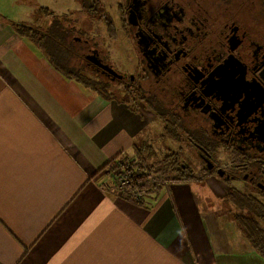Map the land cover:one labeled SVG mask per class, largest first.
I'll use <instances>...</instances> for the list:
<instances>
[{
	"label": "crops",
	"instance_id": "0c3cea01",
	"mask_svg": "<svg viewBox=\"0 0 264 264\" xmlns=\"http://www.w3.org/2000/svg\"><path fill=\"white\" fill-rule=\"evenodd\" d=\"M23 9L0 0V264H264L215 176L143 205L117 191L113 165L155 156L152 118L62 75L12 25L46 30L55 14Z\"/></svg>",
	"mask_w": 264,
	"mask_h": 264
},
{
	"label": "flooded vegetation",
	"instance_id": "af4514ba",
	"mask_svg": "<svg viewBox=\"0 0 264 264\" xmlns=\"http://www.w3.org/2000/svg\"><path fill=\"white\" fill-rule=\"evenodd\" d=\"M115 4L117 21L111 22L116 35L124 36L135 71L129 77L116 73L104 61L95 37L93 43L84 41V51L74 58L107 81L142 94L144 108L157 100L159 105L148 110L164 130L197 134L203 172L214 170L263 194L264 0ZM105 14V19H112ZM219 150L230 167L216 163Z\"/></svg>",
	"mask_w": 264,
	"mask_h": 264
},
{
	"label": "rangeland",
	"instance_id": "374dc122",
	"mask_svg": "<svg viewBox=\"0 0 264 264\" xmlns=\"http://www.w3.org/2000/svg\"><path fill=\"white\" fill-rule=\"evenodd\" d=\"M10 2H13L14 5L25 7V9L21 10L23 11L22 15L25 17H29L30 15H39L40 18L42 17L43 11L48 10V13H52L58 15L59 18L63 20L64 26L67 28L74 27L76 29V33L78 38L80 40H77L79 44H82L81 42L85 43L84 41H89L90 43H93L92 39H96L101 43L100 48L103 52V58L104 61L110 65H112L113 70L124 76H130L133 71V64L130 63L128 60L130 57H128V51L126 50V47L123 45L124 42V36L122 33L118 32L117 35H115V38H110L108 36L107 30L105 28V25L102 20H99L100 15H106L105 13L109 14L113 20L114 23H116V16H115V0H101L102 6L101 10L98 9L99 13L96 16H92V14L82 10L80 5V0H8ZM117 1V0H116ZM40 7H47L48 9H41ZM40 8V9H39ZM53 15H45L50 20H52ZM107 16V15H106ZM110 18V17H109ZM31 21L35 20V17L30 18ZM70 21V22H69ZM70 23V24H69ZM45 24L44 21H42L38 27L31 28L36 32V36L42 34L41 32L45 29L40 28ZM97 24H100L97 26ZM29 27V26H26ZM97 27V28H96ZM38 31V32H37ZM30 33V34H28ZM75 33V31H74ZM72 34L70 37L75 36V34ZM26 38L29 39V36H31L30 30L25 32ZM28 36V37H27ZM31 41V39H29ZM73 40V39H72ZM82 40V41H81ZM74 41V40H73ZM95 44V43H94ZM39 47V46H38ZM78 52V50H76ZM45 53V52H44ZM47 55V53H45ZM130 54V53H129ZM47 57V56H46ZM74 62L76 64L75 67L81 72L82 76H84V80H92L93 82H101V87L103 90V93H106L107 95H111L113 98H110V100H118L122 103H128L130 106H134L136 108H140L143 114L150 115L152 118V127L149 128L148 133H142L141 139L144 140V138H148V143L152 146L153 152L155 156L148 157V155H144L145 161H147V171L150 172L152 175L156 176H175V171L172 170V159L178 158V161L181 163L187 164L190 166L196 174L197 177H202L204 180L199 182L202 183L205 180H207L209 177H214V189L218 194L229 192V189L231 187H234L235 189H239L240 191H243L245 189H249V192L255 194L256 196H259L261 200L264 201V197L262 198L260 194L257 191H253L250 187L246 188V186L240 182L236 183L234 180L231 181V183L226 184L223 182L222 178H220L219 172L217 174H214L213 176H202L203 175V164L200 163V158L198 157L199 148L191 146L190 142L187 141V138L194 139L195 135H187L186 133L180 134L182 136L179 141H176L174 139H171V136L166 134L165 131L170 130H164V127L162 126L161 122L157 120L154 115L151 113L148 107L144 108L143 103L137 99L136 96H133L134 92L133 90H126L123 88L119 83H111L107 81L108 79L105 77H102L98 73L90 70L88 67H86L85 62L83 63L78 58H74ZM135 74V73H134ZM106 84V85H105ZM97 93V92H96ZM153 128V129H152ZM199 140V137H198ZM198 146V145H197ZM172 154H175L176 156H172ZM218 154V158H216V163L219 165V167L222 168H228L230 167V161L225 156H222L225 154L223 150H219L216 152ZM169 156L167 160H164V157ZM119 164L116 165L114 169V174L116 173L117 169H119ZM111 169V168H110ZM172 170V171H171ZM162 172H166L163 174ZM192 173V174H193ZM220 176V177H219ZM169 180L165 181L168 182ZM209 181V180H208ZM164 182V183H165ZM206 183V182H205ZM209 187V185L207 184ZM202 189L208 190L207 187L205 188L204 185H202ZM222 199V198H221ZM221 209L224 210V208H227L228 205L223 203V200L220 201ZM224 207V208H223ZM230 210L232 212L237 213V209L232 204L230 205ZM255 252V251H254ZM258 254V253H257Z\"/></svg>",
	"mask_w": 264,
	"mask_h": 264
},
{
	"label": "trees",
	"instance_id": "16d2710c",
	"mask_svg": "<svg viewBox=\"0 0 264 264\" xmlns=\"http://www.w3.org/2000/svg\"><path fill=\"white\" fill-rule=\"evenodd\" d=\"M80 5L82 10L92 14V16H96L99 13L98 9L101 10L100 8L103 4L101 0H80ZM43 14L50 15L52 13H48V10H44ZM98 19L102 20L104 24L107 25L108 36L110 38H115L116 32L114 30V25L111 22V19H105L104 15H100ZM12 25L14 31L20 36L26 37L25 32H28L30 30L32 34L31 36H29V39H31L34 44L39 46L41 50L47 53V57L54 68L59 70L66 78L74 80L82 86L89 88L94 92H97L99 95L106 99L113 98L111 95L103 93L102 87L100 85L101 82L84 80V76H82L81 72H79V70L75 67V53L80 54L81 52H83L85 49V44L83 42H81L82 44H79L77 43L78 41H75L74 37L78 38V36L76 33L77 31L74 27L67 28L66 26H64L63 20L58 16H55L50 26L46 30L42 31V34L38 36L35 35L37 33L34 32V30H32L30 27H26L22 24ZM73 33L75 34V36L72 37L74 41L70 38ZM76 50H78V52H76ZM133 92V96H136L138 100H140L142 103H145L143 101V99L145 98H143L144 96H142V94L136 93L134 90ZM154 103H156V105H159V102L157 100H155V102L148 101L146 107L151 109V106L154 105ZM174 122L175 120H173V123ZM183 133L184 132L182 130H178L175 128H173L172 132L166 131V134L171 136V139H174L176 141L180 140V138L182 137L180 136V134ZM186 134L195 135V133ZM187 141L190 142L191 146L198 148L197 145H199V140L197 136H195L194 139L188 137ZM143 152V150H140V152L135 154V160L131 161L132 167L135 171L133 186L137 187L140 191V195L136 199L131 198L134 203L143 205V197L150 193L156 192L167 180L173 182L189 180L201 182L204 180L202 177H197L196 174H194L195 171L190 166L181 163L176 157L172 159V170L175 171V176L152 175L147 171V161H145L144 155H142ZM172 156L176 155L172 154ZM168 157L169 156L164 157V160H167ZM113 161L114 160L110 161L109 163H112ZM109 163L107 165H109ZM120 163L121 162H119V164ZM105 167L106 166L102 168ZM112 168H114V165L111 167V169ZM162 173H165V175H167L166 172ZM214 174L215 171L211 170L203 172L202 176H213ZM220 178H222L223 182L228 184V186L231 183L230 180L226 178V176H221ZM259 194L262 198L264 197V193ZM226 201L230 203V205L232 204L233 206H235L237 209V213H234L233 219L244 240L264 260V201L261 200L259 196H256L255 194L249 192V189L240 191L239 189H235L234 187H231L229 189Z\"/></svg>",
	"mask_w": 264,
	"mask_h": 264
},
{
	"label": "built area",
	"instance_id": "2783aa9c",
	"mask_svg": "<svg viewBox=\"0 0 264 264\" xmlns=\"http://www.w3.org/2000/svg\"><path fill=\"white\" fill-rule=\"evenodd\" d=\"M115 175V181L117 183L116 188L124 195L136 199L140 195V191L137 187H134V169L130 161H125L119 164Z\"/></svg>",
	"mask_w": 264,
	"mask_h": 264
},
{
	"label": "water",
	"instance_id": "95a60500",
	"mask_svg": "<svg viewBox=\"0 0 264 264\" xmlns=\"http://www.w3.org/2000/svg\"><path fill=\"white\" fill-rule=\"evenodd\" d=\"M99 66H100L103 70H105L107 73H109L110 75H112V76H116V73H115L111 68H109V67H107V66H105V65H100V64H99ZM117 77L121 78V76H117Z\"/></svg>",
	"mask_w": 264,
	"mask_h": 264
}]
</instances>
